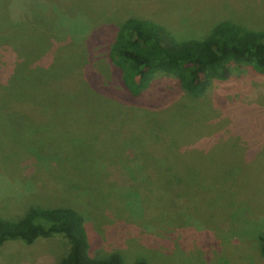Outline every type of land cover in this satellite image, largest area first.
<instances>
[{"label":"rangeland","instance_id":"1","mask_svg":"<svg viewBox=\"0 0 264 264\" xmlns=\"http://www.w3.org/2000/svg\"><path fill=\"white\" fill-rule=\"evenodd\" d=\"M130 14L163 24L179 40L206 37L222 21L264 29V0H0V218L67 203L86 217L93 257L264 264V76L232 65L226 80L191 98L174 77L159 74L132 98L107 57ZM35 15L48 17L42 54L14 51L19 26ZM77 66L94 72L96 94L114 110L109 129L89 125L105 123L107 110L83 100L80 114H69L81 130H49L55 135L22 127L2 109L9 86H18L29 90V114L36 113L31 105L44 110L31 102L33 89L75 76ZM88 82L79 76V84ZM66 253L62 235L31 245L8 241L0 264H56Z\"/></svg>","mask_w":264,"mask_h":264},{"label":"trees","instance_id":"2","mask_svg":"<svg viewBox=\"0 0 264 264\" xmlns=\"http://www.w3.org/2000/svg\"><path fill=\"white\" fill-rule=\"evenodd\" d=\"M33 18L30 22L24 21L19 26L16 40L9 45L14 51L21 52L26 48L39 55L42 54L40 48L43 50V46L40 38L45 33L43 31H48L45 27L48 17L35 15ZM118 27V33L107 57L110 64L120 72L123 90L132 98H137L148 89L159 74L174 77L183 93L191 98L204 94L211 82L226 80L232 65H243L256 74L264 76V29L254 30L233 21H222L216 24L206 37L179 40L176 34L163 24L135 14L127 16ZM7 36L9 37L8 33ZM54 56L61 57L58 54ZM72 69L75 71V76H66L63 80L62 78L67 75L65 73L58 79L49 78L46 88L38 85L33 89L37 92L32 94L31 102L40 101L44 110L31 105L36 109V113L29 114L24 99L29 90L18 86L13 88L9 86L11 100L3 104L2 109L11 113L15 117L14 121L22 127L38 125L48 130L47 134L55 135L56 133H51L49 130H81V124H78L80 118H73L69 114L71 109L80 114L79 102L83 100L86 108L95 112L107 110L109 115L107 113L104 115L105 123L103 120L100 124H96L92 120L89 125L108 126L109 129L113 119L111 113L114 110L107 108V104L101 102L105 98L96 94L98 89L96 86L93 87L97 82V79L93 81L94 72L89 71L86 75L81 66ZM79 76H85L90 82L85 83L84 86L79 84ZM68 78L72 81H68ZM96 101L105 104V107L98 106ZM56 108L59 110L54 111ZM46 111L48 117L45 118ZM37 115L42 117V120L36 118ZM107 119H110V122L106 123ZM74 121L77 126L79 125L78 127L72 126L75 124ZM94 132L95 130H92L88 133ZM87 134L82 135L88 136ZM131 136L133 135L130 134L129 138ZM88 234L86 217L67 203H59L51 207H33L14 220L0 218V246L15 240L31 245L39 239L62 235L67 242V253L60 257L56 264H124L119 252L104 258L93 257L90 254ZM259 241L260 255L264 260V235L259 237ZM133 264L149 263L138 259Z\"/></svg>","mask_w":264,"mask_h":264}]
</instances>
